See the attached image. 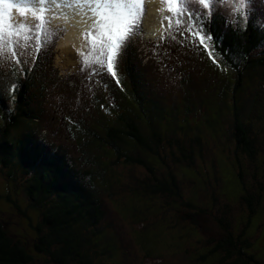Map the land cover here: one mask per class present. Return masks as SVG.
I'll use <instances>...</instances> for the list:
<instances>
[{
	"label": "rangeland",
	"instance_id": "rangeland-1",
	"mask_svg": "<svg viewBox=\"0 0 264 264\" xmlns=\"http://www.w3.org/2000/svg\"><path fill=\"white\" fill-rule=\"evenodd\" d=\"M253 1L256 0H245L243 9H239V0H213L211 11L223 14L236 23L238 17L242 16L238 9L247 18ZM35 2L0 0V27L9 22L15 25L25 18L30 25L38 23L30 10H26L25 16H22L20 7L6 8L7 4L23 6ZM148 2L145 0L144 3L146 16L141 20V33L137 34L134 30L129 36V41L135 44V84L132 81L123 85L119 81L117 84L116 78L107 71L93 75L92 71L97 67L95 63L84 67V55L81 53L87 55L92 37L85 39L84 34L83 48L74 52L60 49L61 41L70 31L66 25L70 20L69 8L61 7L62 10L57 9L59 15L51 21L50 26L47 21L51 13L46 14L45 27L51 37L47 44H43L41 34L43 46L38 53L30 44L25 50H18L20 64L0 57V86L4 97H9L11 108L14 104L12 93L18 86L13 71L22 81L27 79L25 71L27 75L30 73V79L33 77L30 96L35 97L33 103L38 104L35 116L38 121L26 120L24 125L38 130L45 143L66 151L81 172L91 171L94 175L99 171L97 163L107 167L109 159L96 145L97 140L92 133L104 137L110 119H115L121 113L141 114L146 124L158 128L164 135L166 164L175 173L185 200L212 209L213 217L201 218V228L193 229L183 221L190 211L182 206V201L179 200L180 204H177L169 198L157 197L156 201H151L138 195L145 185H152L154 180L147 169L138 165L118 164L108 170L105 177L87 180L103 201L105 212L102 223L96 227L99 234L96 239L101 246L109 243L110 255L104 260L106 264H220L219 257L208 256L204 261L202 256L209 253L211 241H217L222 234L215 218L225 215L226 221L232 224L237 233L246 226L249 207L241 201L243 190L237 175L241 172L240 165L247 185L253 188L255 195L258 191L262 194L257 215L246 233L254 239V251L264 264V70L245 72L242 70L244 67L240 66L242 76L246 74L245 80L242 76H235L221 60L216 58L218 63L213 62L203 46L198 45V37L192 38L187 32L180 35L185 25L178 28L175 17L172 28H168V21L163 17L172 13L166 10L163 3L161 8H165V11L152 22L153 25H162L163 30L151 36L146 21ZM57 3L69 4L71 0H57ZM260 5L264 6V0H259ZM197 8L201 12L209 11L195 3L193 11ZM242 18L245 19L244 16ZM194 23L197 22L187 21V25ZM206 42L210 45L209 41ZM88 60L93 61V56H88ZM120 61L118 68H114L117 76L125 67ZM238 78L243 79L241 87L235 82ZM150 100L160 105H153ZM235 101L246 110L244 115L247 113L243 122L250 130L256 148L254 161L242 153L236 140L233 113L237 107L232 105ZM168 126L174 132L170 128V131L163 133ZM22 130L25 131L26 127L13 130L12 136L16 132L21 134ZM143 131L148 136L152 134L145 126ZM177 142L193 157V165L175 162L172 153L184 158L177 149ZM133 149L129 154L145 157L137 155L138 150ZM112 156L117 155L113 152ZM166 169V166L156 169L158 177L165 175ZM16 177L19 184L14 191L13 183L6 182L0 175V214L3 213L0 216L5 218L11 232L27 238L34 264H52L49 257L32 250L36 239L34 231L26 217L20 216L16 209L12 211V205L6 202V197L11 194L10 197L15 198L28 216L37 222V212L30 210V204L28 206L24 176L17 173ZM215 193L220 199L218 203L213 200Z\"/></svg>",
	"mask_w": 264,
	"mask_h": 264
},
{
	"label": "trees",
	"instance_id": "trees-1",
	"mask_svg": "<svg viewBox=\"0 0 264 264\" xmlns=\"http://www.w3.org/2000/svg\"><path fill=\"white\" fill-rule=\"evenodd\" d=\"M252 4L253 8L249 11L246 20L240 16L236 23L231 22V19L223 14L211 11L209 16L208 12L200 10L196 13L194 20L201 27L207 25L203 28L204 32L208 33L209 29L211 30L212 40L209 42L211 47L215 45L213 55L224 62L227 68L238 77L242 76L243 69L245 72L253 69L264 70V22H262L264 6H259V0L253 1ZM145 16L143 13L141 20ZM141 28L142 21L140 27L136 29L137 34ZM125 45L115 67L121 60L120 62L125 67L118 74L119 81L122 85L129 81L135 84L133 64L135 44L130 42L128 37ZM221 52H226L227 55H220ZM42 58L43 56L40 59ZM240 66L244 67L241 71ZM13 74H15L18 86L12 93L14 104L11 108L8 104L9 97H4V91L0 86V175L6 179V182L13 183L14 191L19 184L17 173L24 176L28 206L30 204V210L37 212L39 216L37 222L28 216L15 198L10 197L11 194L6 197V202L12 205V211L16 209L15 211L20 216H25L28 220L29 227L36 237L32 246L35 253L49 257L52 264H106L104 260L110 255L109 243L101 246L96 239L99 237L96 227L102 223L105 212L103 201L93 186H89L87 180L92 179L93 181L99 176L105 177L108 170L118 164L138 165L147 169L154 179L153 184L145 185L138 195L151 201H156L155 197L169 198L177 204H180L179 200L182 201V206L190 211L183 221L193 229L201 228V218L213 217L212 209L200 207L192 201L185 200L175 173L166 164L167 156L163 154L166 150L164 135H161L158 128L146 124L141 114L121 113L115 119H110L111 122L103 133L104 137L92 133L93 138L97 140L96 145L107 154L109 165L103 167L98 162L99 171L95 175L91 171L81 172L66 151L59 147L55 149L53 145L45 143L38 130L24 125L26 120H32L35 123L38 121V118H35L38 104L33 103L35 97L30 96L32 93L30 84L33 82V77L30 79L31 74L27 75L25 71L27 79L22 81L15 71ZM245 76L246 74L242 78L246 80ZM243 79H235L239 87L243 86ZM1 81L0 78V84ZM139 81L142 80L139 79ZM150 102L153 105H160L158 102L151 100ZM232 105L237 107L233 113L236 119L237 143L242 153L254 161L256 160V148L251 139L250 130L243 122L247 114L244 115L246 110L242 105H237L236 101ZM144 126L152 134L146 135L143 131ZM24 127H26L25 131L22 130L21 134L16 132L12 136L13 130L17 131ZM170 128L174 132V129L168 126L163 133L170 131ZM177 143V149L184 158L181 159L172 153L175 162L193 165V157H190L180 142ZM170 144L172 146L171 142ZM133 148L138 150L137 155H143L148 160L145 157L129 154ZM113 152L117 155L116 157L112 156ZM239 161L238 165H240ZM163 166L168 169L165 170V175L158 177V170ZM240 169L241 172L239 171L237 175L243 190L241 201L249 207L246 226L243 231L237 233L232 224L226 221L225 215L222 218H215L222 234L216 239L217 241H211L212 246L209 253L202 256L204 261L208 256H216L220 258V264H263L258 260L257 253L254 251V239L246 233L257 215L262 194L258 191L255 195L253 188L247 185L242 175L241 165ZM213 200L218 203L220 200L218 194L213 195ZM10 230L5 218L0 216V264H34V255L27 238L23 239L24 236H18ZM102 238L103 236L101 241Z\"/></svg>",
	"mask_w": 264,
	"mask_h": 264
},
{
	"label": "snow or ice",
	"instance_id": "snow-or-ice-1",
	"mask_svg": "<svg viewBox=\"0 0 264 264\" xmlns=\"http://www.w3.org/2000/svg\"><path fill=\"white\" fill-rule=\"evenodd\" d=\"M144 3L145 0H71V3L62 5L57 3V0H36L35 4H25L23 6L7 4L6 8L9 9L14 6L20 7L22 16H25L26 10L32 11L33 17L39 22L30 25L27 18H25L15 25L9 22L7 25L0 27V57H6L15 61L16 64H20L18 50L23 51L31 44L34 51L38 53L43 44L49 42L51 33L45 27L46 14L51 13L47 21L50 26L51 21L59 15L57 9L61 7L87 9V12L91 13L94 22L84 36L85 39L92 37L87 55L81 53L84 55V67H90L91 63H95L97 67L93 69V75L107 71L113 78H116V82L119 84L117 72L114 70L115 64L122 49L126 46L125 41L139 27L144 13ZM162 3L166 6V10L172 13L171 16L163 17V20L168 21V28H172L173 17H175V24L178 28L185 25L184 31L180 32V35L183 36L184 32H187L192 38L198 37V45H202L208 56L213 59V62L218 63L213 55L215 45L210 47L209 43L206 42L212 40L211 30L209 29L208 33L203 31V28L207 25L203 27L198 23L187 25L188 20H195L196 13L199 11L198 8L193 11L195 3L209 10L208 15L210 16L213 0H195V3L194 0H180V2L162 0ZM244 3L245 0H239V9H243ZM239 9V14L244 16L246 20V15ZM160 11L164 12L165 8H161ZM87 12L85 15H87ZM11 19L9 17V21ZM172 38L175 39V36ZM193 42L196 43L195 39H193ZM220 55H227V53L221 52ZM88 56H93V61L90 62ZM104 87H107L106 83ZM101 107H104V105H101Z\"/></svg>",
	"mask_w": 264,
	"mask_h": 264
},
{
	"label": "bare ground",
	"instance_id": "bare-ground-1",
	"mask_svg": "<svg viewBox=\"0 0 264 264\" xmlns=\"http://www.w3.org/2000/svg\"><path fill=\"white\" fill-rule=\"evenodd\" d=\"M161 3L162 2L160 0H149L148 2L149 12L146 21L148 27L147 29L151 36H155L157 33H160V31L163 30L162 25H153L156 18L161 14ZM67 12H69L70 20H68L66 25L70 31L69 34H67L66 37L61 41L60 49L63 51L70 50L74 52L75 50L83 48L85 44L83 35L89 29L90 24L93 22V18L91 13L87 12V9L69 8ZM86 12L87 15H85Z\"/></svg>",
	"mask_w": 264,
	"mask_h": 264
}]
</instances>
